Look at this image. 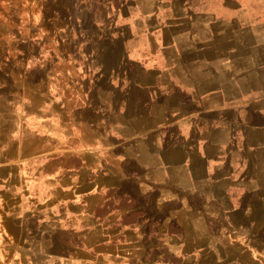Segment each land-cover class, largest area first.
I'll return each mask as SVG.
<instances>
[{"label": "crops", "instance_id": "0c3cea01", "mask_svg": "<svg viewBox=\"0 0 264 264\" xmlns=\"http://www.w3.org/2000/svg\"><path fill=\"white\" fill-rule=\"evenodd\" d=\"M260 18L264 0H0V161L34 133L13 160L38 170L0 177V264H42L60 233L66 264H264V69L231 52Z\"/></svg>", "mask_w": 264, "mask_h": 264}, {"label": "rangeland", "instance_id": "374dc122", "mask_svg": "<svg viewBox=\"0 0 264 264\" xmlns=\"http://www.w3.org/2000/svg\"><path fill=\"white\" fill-rule=\"evenodd\" d=\"M218 4H219L220 9L225 8V6H222L221 3H218ZM224 20H226V19H224ZM257 20L258 19L252 20V23L255 26H257V25L259 26V24L263 25L261 18H260V21H257ZM258 26H257V28H258ZM240 29H242V28H240ZM240 29L235 28L236 32L241 31L243 33L236 34L234 40H235V45H242V49H240V50L239 49H232L231 52L232 51H235V52L244 51V52H242L243 54L239 55V56L245 58V63L248 64L249 67H251V68H255V65H257L255 68L256 70H258L257 68L260 67V65H258V63H261L262 64L261 66H263V67L260 69L263 70L264 69V32H261L259 28L254 29V31L252 29L250 32L248 31L249 30L248 28L242 29V30H240ZM219 30H221V32H224V30H227V29H226V26L223 25L221 27V29H219ZM247 31L251 34L247 33ZM219 40H220V42H219V46H220V44L223 40L222 34H220ZM246 46H249V48H247ZM228 51L229 50H227L226 48L220 47L217 50V54H218L219 61H220L219 64L214 63V66L208 67L209 69H213V71L218 76H227L228 70L231 71L232 68L238 67V62L235 65H232V63L226 64V62H227L226 58L228 57V54H227ZM207 52L208 53H211V52L215 53V50H214V48H210V49L207 48ZM234 56H235V59H240V57H238L237 55L234 54ZM223 58H224V60H223ZM3 59L5 62H7L9 64H11L13 61V60H9V59L6 60L5 57ZM221 61L223 63H221ZM197 66H199V65H197ZM61 67H62V70L64 71L65 76H67V65H62ZM252 72H254V71H252ZM5 74H6V71L3 69H0V76L5 75ZM203 78H202V81L204 82V86H205L206 83H208V81H207L208 76H203ZM224 82H225V80H224ZM77 86L79 87V85H77ZM83 86H84V83H83ZM81 87H82V85H81ZM1 108H2V106H1ZM1 115L2 114H0V134H2V132H3V129L1 127V124H2V122H1L2 116ZM158 115H159V113L156 112L155 113L156 120H157ZM31 134L28 133V135L23 136V139L20 143L16 141V143L14 145L9 146V152L7 153L6 156L9 157L10 160L0 161V177L1 176L4 177V176L9 175V174H11L14 177H18L20 179H22L24 177V180H25L24 182H27V185H28V180H30L31 178H27V177L30 174V172L38 171L35 168L36 161H34L33 159L23 160L24 158L21 159L20 161H18L19 159H17V160H13V159L15 157H17L18 155L21 156L22 153H28L31 150L30 148H33L35 146L34 145V141H35L34 133L32 136H31ZM24 137H26V138H24ZM24 145H27V147ZM93 154L94 153L92 152V155ZM42 161L44 162L42 165H44L45 163H46V165L48 164V162L46 160H42ZM57 162H58V160L52 161V163H57ZM69 164H71V163H69ZM14 177H13V179H15ZM2 185L3 184H0V186H2ZM0 190H4V189L2 188ZM27 227H28V230H30V232L34 233V231H36L35 220L34 219L30 220ZM50 236H51V233H50ZM46 240H44V246H47V248H45L43 250H47V251H44L47 253L46 254L47 256H45L43 258L42 264H66V262L64 261V259H65L64 255L67 253V251H70L71 241H66V240L62 241L61 240V233L60 234H54L53 240H50V241H46ZM75 242H77V241L75 240ZM56 252H58L60 254H58L56 257H49V256H51L50 255L51 253H56ZM66 261H67V258H66Z\"/></svg>", "mask_w": 264, "mask_h": 264}]
</instances>
